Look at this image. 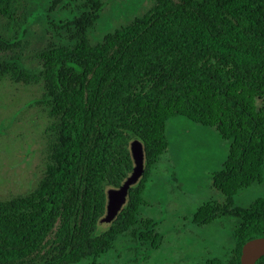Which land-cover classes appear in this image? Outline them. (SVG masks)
<instances>
[{
	"label": "trees",
	"instance_id": "obj_1",
	"mask_svg": "<svg viewBox=\"0 0 264 264\" xmlns=\"http://www.w3.org/2000/svg\"><path fill=\"white\" fill-rule=\"evenodd\" d=\"M36 1L0 0V83L39 87L49 119L37 185L0 196V264H96L122 238L159 250L160 223L141 212L176 116L216 128L230 143L212 177L225 201L201 207L193 223L235 219L232 246L202 264H241L244 245L264 238V200L246 208L234 201L264 180V0H154L95 45L89 33L104 0H54L50 12L72 16L58 23L37 17ZM135 140L144 174L98 234L108 191L133 173Z\"/></svg>",
	"mask_w": 264,
	"mask_h": 264
},
{
	"label": "rangeland",
	"instance_id": "obj_2",
	"mask_svg": "<svg viewBox=\"0 0 264 264\" xmlns=\"http://www.w3.org/2000/svg\"><path fill=\"white\" fill-rule=\"evenodd\" d=\"M38 0L35 15L49 16L53 22L71 19L66 11H49L50 2ZM105 7L95 29L90 31L92 44L136 18L143 16L154 0H104ZM40 24L34 25L39 32ZM41 90L37 86L0 83V196L10 199L32 190L42 176L47 159L49 123L43 108L37 103ZM170 148L161 159L155 176L146 192L148 206L142 216L160 223L164 243L159 250L134 247L129 238L116 242L115 249L97 260L96 264H202L210 256L221 255L232 246L236 220L230 218L210 226L193 223L201 207L211 202L223 203L225 197L213 189V174L222 170L230 143L216 128L195 124L181 116L168 125ZM264 200V180L242 190L235 198V206L246 208ZM110 224L101 222L98 234ZM81 264H92L86 260Z\"/></svg>",
	"mask_w": 264,
	"mask_h": 264
},
{
	"label": "water",
	"instance_id": "obj_3",
	"mask_svg": "<svg viewBox=\"0 0 264 264\" xmlns=\"http://www.w3.org/2000/svg\"><path fill=\"white\" fill-rule=\"evenodd\" d=\"M133 173L120 188L108 191L107 213L102 222L111 224L127 203L129 192L137 185L145 170V153L142 142L135 140L131 144ZM264 257V238L247 242L242 249L241 264H257Z\"/></svg>",
	"mask_w": 264,
	"mask_h": 264
}]
</instances>
